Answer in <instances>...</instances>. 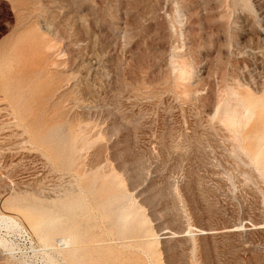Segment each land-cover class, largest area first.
I'll return each mask as SVG.
<instances>
[{"label": "rangeland", "instance_id": "374dc122", "mask_svg": "<svg viewBox=\"0 0 264 264\" xmlns=\"http://www.w3.org/2000/svg\"><path fill=\"white\" fill-rule=\"evenodd\" d=\"M263 133L264 0H0V264H264Z\"/></svg>", "mask_w": 264, "mask_h": 264}, {"label": "bare ground", "instance_id": "6f19581e", "mask_svg": "<svg viewBox=\"0 0 264 264\" xmlns=\"http://www.w3.org/2000/svg\"><path fill=\"white\" fill-rule=\"evenodd\" d=\"M238 89V88H237ZM232 94V93H231ZM235 95V94H234ZM5 96V94H4ZM234 98V97H233ZM236 100V99H235ZM237 103V102H236ZM234 104V103H233ZM237 105V104H236ZM240 106V105H239ZM244 108V107H243ZM246 108V107H245ZM220 109V108H219ZM263 112V111H262ZM218 115L216 116L217 120H222L224 124L230 128L236 129V127H240L241 125H247L248 122L253 118L254 112L250 109H242L241 107H235V108H224L220 111L218 110ZM2 116V115H1ZM215 118V119H216ZM7 120V119H6ZM222 122V123H223ZM221 123V122H220ZM212 124V123H210ZM212 128V125H211ZM246 138L249 137V135H245ZM237 139V138H236ZM253 143V142H252ZM246 145V144H245ZM247 148V146H245ZM244 147V148H245ZM255 147L257 148L253 153H251L253 156L251 158H255V160H258L261 158L262 161H264V133L259 135L256 138ZM195 148V147H194ZM245 148V149H246ZM249 148V147H248ZM73 151V150H72ZM251 152V151H250ZM253 160V159H252ZM259 162V161H258ZM264 170V169H263ZM261 171V170H260ZM263 172V171H262ZM264 174V173H263ZM4 218V216H2ZM7 218V216H5ZM11 218V217H10ZM13 218V217H12ZM11 218V220H13ZM5 219V218H4ZM15 220V219H14ZM10 222V221H9ZM16 222V221H15ZM15 222L13 224H15ZM16 225V224H15ZM32 229V228H31Z\"/></svg>", "mask_w": 264, "mask_h": 264}]
</instances>
